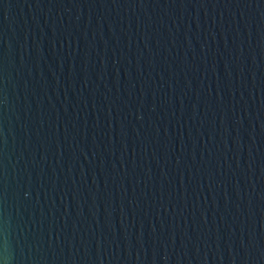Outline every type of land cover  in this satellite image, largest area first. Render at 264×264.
I'll use <instances>...</instances> for the list:
<instances>
[{
	"label": "water",
	"instance_id": "obj_1",
	"mask_svg": "<svg viewBox=\"0 0 264 264\" xmlns=\"http://www.w3.org/2000/svg\"><path fill=\"white\" fill-rule=\"evenodd\" d=\"M0 264H264V0H0Z\"/></svg>",
	"mask_w": 264,
	"mask_h": 264
}]
</instances>
